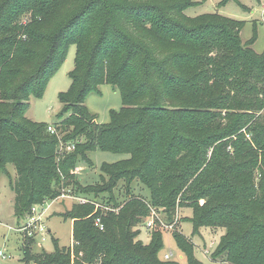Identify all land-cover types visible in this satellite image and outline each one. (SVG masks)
I'll list each match as a JSON object with an SVG mask.
<instances>
[{
	"label": "trees",
	"instance_id": "16d2710c",
	"mask_svg": "<svg viewBox=\"0 0 264 264\" xmlns=\"http://www.w3.org/2000/svg\"><path fill=\"white\" fill-rule=\"evenodd\" d=\"M192 4L0 0V176L9 164L16 166L19 220L68 186L87 195L105 193L123 179L130 189L139 180L157 208L173 210L182 193L196 230H225L215 259L264 264V169L256 168H264V53L253 49V41L243 42L242 21L219 13L190 17L185 11ZM71 43L77 46L76 66L71 89L61 94V121L47 125L28 118L30 98L43 94ZM103 83L123 98L108 124L98 123L85 104ZM60 136L74 145L63 155ZM97 149L129 157L105 163L99 182L83 184L73 171L80 160L92 164L88 152ZM103 205L77 203L65 213L73 220L69 248L34 253V239L24 235L25 261L176 264L160 259L157 232L149 231L148 244L136 236L146 203L133 197L120 215ZM174 236L189 264H203L192 241ZM105 253L108 258L98 263Z\"/></svg>",
	"mask_w": 264,
	"mask_h": 264
},
{
	"label": "rangeland",
	"instance_id": "374dc122",
	"mask_svg": "<svg viewBox=\"0 0 264 264\" xmlns=\"http://www.w3.org/2000/svg\"><path fill=\"white\" fill-rule=\"evenodd\" d=\"M193 4L186 9V14L190 17H197L208 13H219L223 16L233 18L243 22L244 27L241 31L243 42L253 41V49L258 54L264 53V0H192ZM77 46L71 43L67 47L66 57L60 67L50 76L41 96H32L29 100V107L26 116L42 124H55L61 121L60 113L63 111L61 94L68 92L72 87L71 72L76 66ZM85 104L96 120L101 124H108L112 120L111 111L120 110L123 106L122 94L117 87L110 83H103L99 86V91L91 92L85 100ZM261 113H263L261 111ZM60 136L58 154L63 155L69 152L67 143ZM234 149V148H233ZM233 149H229L231 153ZM127 153H116L112 151H103L97 149L88 152V158L92 164L86 160H80L79 166L73 171L76 178H80L83 184H94L102 178V168L105 163H114L128 158ZM260 171L264 168L259 165L256 167ZM17 178L16 166L9 164L8 171L0 176V264H35L34 261H25L24 257V234L15 228L21 225L25 219L17 218L15 209V192L12 183ZM128 180H120L116 187L108 189L105 193L83 194L82 190L75 186L65 187L66 196L58 197L52 202V207L48 214L46 225L50 232L46 239L42 240L39 236L33 238L32 251L39 253L46 251L48 253L56 252L57 247L72 246L73 240V220L65 216L77 203H99L104 204L110 209H114L117 214H124L128 211L126 203L133 197L139 198L146 203V215H139L143 220L139 224V240L145 244L150 243L151 236L146 223L155 221L153 229L160 235L163 247L159 252V257L165 259V254L173 253L171 259L176 264H189L188 256L179 246L175 239V234H183L188 242L194 244V255L203 264H229L222 259H215L213 254L220 242L224 229L214 231L210 227H201L195 229L192 222L193 211L190 206H186L187 201L182 200V193L177 196L176 207L168 211L166 206L157 208L152 198L149 187L139 180L133 181L130 189L127 188ZM108 186L109 184L106 183ZM171 189V187H170ZM81 199L85 201L81 202ZM184 201V202H183ZM206 202L205 198L199 199L200 205ZM42 203V202H41ZM186 203V204H185ZM135 228L134 231L137 229ZM82 254V253H81ZM108 255L105 253L101 258L98 257V263Z\"/></svg>",
	"mask_w": 264,
	"mask_h": 264
},
{
	"label": "built area",
	"instance_id": "2783aa9c",
	"mask_svg": "<svg viewBox=\"0 0 264 264\" xmlns=\"http://www.w3.org/2000/svg\"><path fill=\"white\" fill-rule=\"evenodd\" d=\"M49 130L51 131V133L56 132L55 127L52 125L49 126ZM73 148H74L73 144L68 146L69 151L72 150ZM64 196H66V193L63 191L59 197H64ZM55 199L56 198L47 199V200H44L42 203L33 205V207L31 208V212L27 215V217L25 218V221L21 225L19 224V226L15 229L19 232H22L27 237L35 238L39 236L42 240H45L46 235L48 234V232H50V229L46 225V220L50 212V209L52 207V202ZM83 201L85 200L81 199V202ZM95 204L97 205V207L101 206V204L97 202ZM102 207L105 209H110L104 205ZM96 225L99 226L101 229H103V224L100 218L96 220ZM146 227L149 230H153L155 228V221L151 220L147 222ZM2 254L3 253L0 250V255ZM172 255H173L172 252L165 254V259L166 260L171 259Z\"/></svg>",
	"mask_w": 264,
	"mask_h": 264
}]
</instances>
